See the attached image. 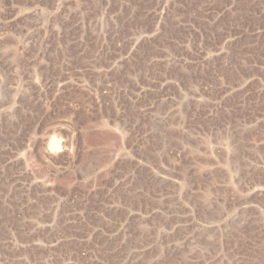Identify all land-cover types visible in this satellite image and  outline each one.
Here are the masks:
<instances>
[{
	"label": "rangeland",
	"instance_id": "374dc122",
	"mask_svg": "<svg viewBox=\"0 0 264 264\" xmlns=\"http://www.w3.org/2000/svg\"><path fill=\"white\" fill-rule=\"evenodd\" d=\"M0 264H264V0H0Z\"/></svg>",
	"mask_w": 264,
	"mask_h": 264
},
{
	"label": "bare ground",
	"instance_id": "6f19581e",
	"mask_svg": "<svg viewBox=\"0 0 264 264\" xmlns=\"http://www.w3.org/2000/svg\"><path fill=\"white\" fill-rule=\"evenodd\" d=\"M58 149V148H57Z\"/></svg>",
	"mask_w": 264,
	"mask_h": 264
}]
</instances>
